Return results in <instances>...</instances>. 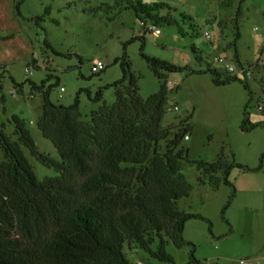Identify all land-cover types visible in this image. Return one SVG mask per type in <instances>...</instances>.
I'll list each match as a JSON object with an SVG mask.
<instances>
[{"label": "rangeland", "instance_id": "374dc122", "mask_svg": "<svg viewBox=\"0 0 264 264\" xmlns=\"http://www.w3.org/2000/svg\"><path fill=\"white\" fill-rule=\"evenodd\" d=\"M135 1L0 0V126L12 135L11 119L18 116L38 150L60 160L37 128L42 93L26 79L41 85L48 76L44 88L50 86V100L68 106L77 98L81 119L87 120L91 111L114 102L109 85L122 77L123 59L143 99L159 87L145 56L167 61L179 68L167 73L168 106L177 110L168 111L162 124L188 128L179 146L187 150L181 173L192 190L177 206L203 218L185 221L181 248L167 244L173 263L142 250H125L127 258L134 264H264V114L258 109L264 96V0H230L228 6H219L224 0H142L166 3L169 8L156 13L175 21L160 24L158 36L147 32L143 40L140 19L126 8ZM214 56H227L249 71L215 84L203 72L206 63L222 71ZM93 58L105 63L103 71L91 72ZM221 147L229 163L228 182L214 189L198 181L191 161H213ZM22 149L38 179L57 174Z\"/></svg>", "mask_w": 264, "mask_h": 264}, {"label": "trees", "instance_id": "16d2710c", "mask_svg": "<svg viewBox=\"0 0 264 264\" xmlns=\"http://www.w3.org/2000/svg\"><path fill=\"white\" fill-rule=\"evenodd\" d=\"M228 1L219 6H228ZM165 7L169 8L142 0L126 6L143 25L141 40L149 32L146 20L158 29L160 24H175L170 16L157 15ZM145 59L159 79L157 91L143 99L137 77L123 59L122 77L109 85L115 91L114 102L100 105L87 120L81 119L77 98L68 106L50 100V86L44 88L48 76L41 85L26 79L42 93L37 128L60 160L38 150L18 116L11 119L12 135L0 126V264H134L125 250H142L173 263L167 244L181 248L185 221L203 217L177 206L192 190L181 173L187 150L179 146L188 128L162 124L168 112L167 73L179 68L155 57ZM196 59L201 61L200 56ZM203 72L215 84L237 78L209 63ZM99 97L100 92L95 99ZM258 109L264 114V96ZM23 147L57 174L38 179ZM191 162L201 184L218 189L228 182L224 147L213 161Z\"/></svg>", "mask_w": 264, "mask_h": 264}, {"label": "built area", "instance_id": "2783aa9c", "mask_svg": "<svg viewBox=\"0 0 264 264\" xmlns=\"http://www.w3.org/2000/svg\"><path fill=\"white\" fill-rule=\"evenodd\" d=\"M146 29L150 33H152L154 36H158L160 34V30L158 28H155V27L151 26V25L146 27ZM255 30H256V28H255ZM203 35H204V37L206 39L210 38V34H209V32L207 30L203 31ZM212 60L214 62L220 64L221 67H222V71H224V72H226V73H228L230 75H237L240 72L244 73L245 70H246V73H248V71H249L248 69H243L242 67H241V69H238L227 56H214L212 58ZM90 64H91L90 69H91L92 73H98V72L102 71L105 68V66H106L105 63L102 60L98 59V58L91 59L90 60ZM25 70L28 71L29 70L28 67H26ZM59 91L60 92L64 91V88L60 87ZM15 93H16L15 90H11V95L12 96H14ZM174 110H177V106L176 105H173L172 107L168 106V108H167V111H169V112H172ZM187 138H188V136H185V139H187ZM137 264H141V263L138 262ZM240 264H248V263L243 261V260H241Z\"/></svg>", "mask_w": 264, "mask_h": 264}, {"label": "crops", "instance_id": "0c3cea01", "mask_svg": "<svg viewBox=\"0 0 264 264\" xmlns=\"http://www.w3.org/2000/svg\"><path fill=\"white\" fill-rule=\"evenodd\" d=\"M189 241V240H188ZM134 251H136V250H134Z\"/></svg>", "mask_w": 264, "mask_h": 264}]
</instances>
